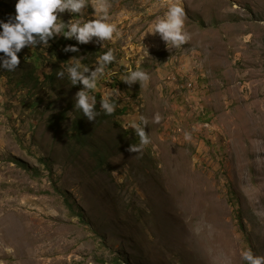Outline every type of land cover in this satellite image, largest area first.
Wrapping results in <instances>:
<instances>
[{"label": "rangeland", "instance_id": "1", "mask_svg": "<svg viewBox=\"0 0 264 264\" xmlns=\"http://www.w3.org/2000/svg\"><path fill=\"white\" fill-rule=\"evenodd\" d=\"M3 1L7 20L16 0ZM177 2L186 42L144 35ZM107 3L110 40L93 36L64 63L60 51L77 41L53 35L22 47L14 70L0 67V264L264 256V0ZM92 12L60 18L83 23ZM29 49L42 55L24 60ZM108 50L115 59L88 90L99 113L89 120L75 106L84 86L67 69L76 58L90 75ZM137 69L146 81L123 80ZM109 93L115 110L106 114ZM141 117L150 143L129 152L139 144L129 125Z\"/></svg>", "mask_w": 264, "mask_h": 264}, {"label": "clouds", "instance_id": "2", "mask_svg": "<svg viewBox=\"0 0 264 264\" xmlns=\"http://www.w3.org/2000/svg\"><path fill=\"white\" fill-rule=\"evenodd\" d=\"M86 6L93 9V16L86 22L68 20L65 23L60 18V14L65 11L71 14H78ZM15 12L9 15L7 20L0 19V52L4 53V58L0 60V67L9 71L14 70L20 59L17 53L25 45L35 46L37 39L48 42V38L53 35L64 38L75 37L76 45H65L64 51H78V44L88 43L93 36L102 41L110 40L117 28L114 23L108 22L109 8L107 0H93L90 5L86 0H16L14 4ZM185 10L180 3H171L167 7L163 17L157 18L151 31L145 32L160 34L162 39L177 47L184 44L187 36L183 31ZM59 20V22H58ZM35 34V35H34ZM115 59L111 50L104 52L97 60L94 70L90 75L87 65H81L80 60L73 58L68 67L69 78L72 84L80 82L84 88L77 92L76 108L93 120L99 113L93 110L95 97L89 94L88 90L96 88L97 80L104 74V68ZM80 69V70H78ZM62 74V73H58ZM140 82L148 79L147 73L137 69L130 71L123 80ZM118 91V90H117ZM113 93L101 98V108L106 114H111L115 110V105L109 98ZM154 122H159L160 116H154ZM145 125L148 121L141 117L139 122L130 123L135 135L139 137V144H130L127 148L129 152H139L142 146L150 143L149 136L145 132ZM190 134L185 133V139H189ZM242 259L246 264H264V256L255 255L251 249L241 252Z\"/></svg>", "mask_w": 264, "mask_h": 264}, {"label": "trees", "instance_id": "3", "mask_svg": "<svg viewBox=\"0 0 264 264\" xmlns=\"http://www.w3.org/2000/svg\"><path fill=\"white\" fill-rule=\"evenodd\" d=\"M0 6H6V3H4V1L3 0H0ZM7 7V6H6ZM0 19H2L1 17H0ZM35 35V34H34ZM37 40H39V39H37ZM30 51V49L28 50V54L27 55H25L24 56V60H26V59H28V60H34V59H37L36 57H39L40 55H42V54H40V53H35V55H31V53H33V52H31ZM70 52V51H69ZM69 52L68 51H64V50H61L60 51V54L62 55V59H61V62H66L68 59H67V55L66 54H69ZM31 60V61H32ZM30 61V62H31ZM44 75H46V74H44ZM78 127V126H77Z\"/></svg>", "mask_w": 264, "mask_h": 264}]
</instances>
